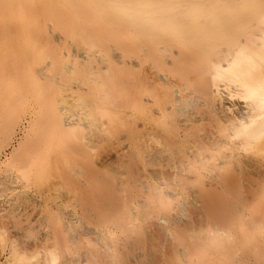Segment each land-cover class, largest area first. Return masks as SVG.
<instances>
[{"label":"bare ground","instance_id":"6f19581e","mask_svg":"<svg viewBox=\"0 0 264 264\" xmlns=\"http://www.w3.org/2000/svg\"><path fill=\"white\" fill-rule=\"evenodd\" d=\"M0 264H264V0H0Z\"/></svg>","mask_w":264,"mask_h":264},{"label":"rangeland","instance_id":"374dc122","mask_svg":"<svg viewBox=\"0 0 264 264\" xmlns=\"http://www.w3.org/2000/svg\"><path fill=\"white\" fill-rule=\"evenodd\" d=\"M2 1V0H1ZM36 1H39V0H36ZM41 1V0H40Z\"/></svg>","mask_w":264,"mask_h":264}]
</instances>
